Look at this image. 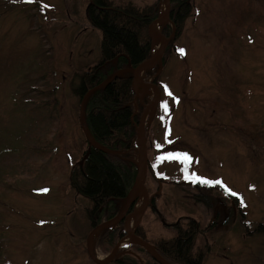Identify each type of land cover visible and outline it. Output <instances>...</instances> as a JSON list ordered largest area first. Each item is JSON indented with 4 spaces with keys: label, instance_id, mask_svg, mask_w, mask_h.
<instances>
[{
    "label": "rangeland",
    "instance_id": "obj_1",
    "mask_svg": "<svg viewBox=\"0 0 264 264\" xmlns=\"http://www.w3.org/2000/svg\"><path fill=\"white\" fill-rule=\"evenodd\" d=\"M129 1L155 0H114ZM89 3L0 0V264H98L88 253L89 202L70 184L88 147L74 89L78 73L101 57ZM193 4L185 31L171 27L169 43L177 40L159 77L169 93L155 81L161 71L141 75L157 85L160 103L144 118L155 177L144 176L152 199L140 224L157 240L195 221L197 244L208 247L204 264H264V0ZM138 93L142 116L158 91L146 85ZM204 178L240 200L217 184L202 191L194 181ZM143 201L140 193L134 208ZM93 241L107 264L133 252L151 260L128 233L113 245L100 230Z\"/></svg>",
    "mask_w": 264,
    "mask_h": 264
},
{
    "label": "trees",
    "instance_id": "obj_2",
    "mask_svg": "<svg viewBox=\"0 0 264 264\" xmlns=\"http://www.w3.org/2000/svg\"><path fill=\"white\" fill-rule=\"evenodd\" d=\"M162 1L155 0L140 6L130 1L115 4L114 0H92L87 10L90 23L102 32L101 57L89 70L78 73L80 83L74 92L81 103V125L86 126L96 142L109 149L106 151L93 146L83 165L73 166L71 170L72 188L89 202V234L103 222L104 217L109 220L119 213V201H126L137 173V164L132 158L138 147L137 125L141 113L136 112L135 108L138 98L134 90L133 72H123L109 84L105 82L120 69L130 65L135 67L151 56L152 38L149 26L159 17ZM193 2L194 0H171V22L163 24L164 34L170 36L172 24L177 29V34L181 35L185 31L186 22L194 13ZM173 40L176 41L177 38ZM172 41L164 53L163 67L167 63L166 52L171 49ZM175 51L181 55L186 54L185 50L180 52L178 48ZM158 71L159 65L150 66L146 69V74L152 75ZM161 74L162 70L155 77L158 85ZM99 85L100 87L95 88ZM160 88L166 93L170 91L169 86L163 82ZM88 142L87 139V144ZM147 171L154 176L153 166L149 165ZM194 183L202 191L211 189L204 181L195 180ZM218 188L225 198H237L230 194L232 191L227 187L219 185ZM124 223L122 220L102 228V239L116 244L127 233ZM136 233L152 243L173 264H204L208 247L203 241L197 244L198 226L195 221H190L186 228L178 227L173 236L157 240L147 237L143 224L137 227ZM136 247L151 257L148 264H161L144 247L137 244ZM2 249L3 245L0 246V251ZM117 260L120 264H143V259L137 256L119 257Z\"/></svg>",
    "mask_w": 264,
    "mask_h": 264
},
{
    "label": "water",
    "instance_id": "obj_3",
    "mask_svg": "<svg viewBox=\"0 0 264 264\" xmlns=\"http://www.w3.org/2000/svg\"><path fill=\"white\" fill-rule=\"evenodd\" d=\"M167 22H171V0H164V12L161 13L159 15V17H157L149 26V34H150V37L152 38V40L155 42L158 41L159 38L161 40V46L158 49V51L155 54H152L148 59H146L145 61H143L142 63H140L139 65H137L135 67L130 65L129 67L120 69L119 71L114 73L105 82L106 84H109L114 79L119 77L123 72L132 71L133 72V78H134V90L136 93V97L139 96L138 92H139L140 88L145 87L146 85L153 86L158 91V97L155 101L146 104L145 109L143 110L140 122L137 125V132H138L137 140L140 143L141 149H140L139 160L137 161L136 177H135L134 183H133V185L129 191V194H128V197L126 199L124 207L121 209L119 214L116 215L114 218H112L108 221H105V222L101 223L100 225H98L97 227H95L88 236V253H89L91 259L98 264H107L111 259L110 260H107V259L103 260V259H99L96 256L94 246H93V238H94L95 234H97L104 227L119 223L124 218H125L126 231L137 244L144 247V249L155 260H157L161 264H173L172 262H170L166 258H164L152 243H150L146 239L137 235L135 232V229L133 230L129 226L130 216L138 215L139 219L136 220V226H135V228H137L145 210L148 208V206L151 202V199H152V196L149 193L148 187L146 186L145 179H144V176H145V173L147 172V167L149 164L148 145H147V130H146V121L144 120V118H145V115L147 114L150 107L153 108V110H154L153 114H154L155 109H156L158 102L160 100L159 99L160 98V92H159L158 87L155 83H148V82H145L144 80H142L141 74H142V71H145L148 67L155 66L157 64L159 65V71L163 69V64H164L163 56H164L165 50H166L167 45H168L169 41L171 40L172 36L171 35L170 36L165 35L163 32L159 31L156 28V26L160 23H167ZM98 87H100V85L95 87V88H98ZM95 88H93V89H95ZM82 107H83V102H82ZM82 129H83V131H84L89 142H88V148L86 150V153L84 154L83 158L79 162L81 165L84 163L85 159L90 154L93 146L97 147L99 149H102V150L109 151V149H107L103 145L99 144L98 142H96L91 137V135L89 134V132H88V130L84 124H82ZM140 193L144 194L143 204L141 205L140 208H135V209H133L132 212L128 213V211L135 204L136 199H137V195ZM126 214H127V216H126Z\"/></svg>",
    "mask_w": 264,
    "mask_h": 264
},
{
    "label": "bare ground",
    "instance_id": "obj_4",
    "mask_svg": "<svg viewBox=\"0 0 264 264\" xmlns=\"http://www.w3.org/2000/svg\"><path fill=\"white\" fill-rule=\"evenodd\" d=\"M156 28H157L158 30H161V29H162V25L159 24V25L156 26ZM157 43H159V41H158ZM155 45H156V44H155ZM154 47H155V50H157L159 46L156 45V46H154ZM134 224H135V218H134V219H130V227H131L132 229H134ZM128 239H129V240H128ZM128 239H126V240L131 241V238H130V237H128Z\"/></svg>",
    "mask_w": 264,
    "mask_h": 264
},
{
    "label": "snow or ice",
    "instance_id": "obj_5",
    "mask_svg": "<svg viewBox=\"0 0 264 264\" xmlns=\"http://www.w3.org/2000/svg\"><path fill=\"white\" fill-rule=\"evenodd\" d=\"M182 51V50H181ZM164 109H165V111H167V105H164ZM185 159H189L188 157H185ZM219 183V182H218ZM231 195H233V196H235L236 195V193H234V192H232V193H230Z\"/></svg>",
    "mask_w": 264,
    "mask_h": 264
},
{
    "label": "flooded vegetation",
    "instance_id": "obj_6",
    "mask_svg": "<svg viewBox=\"0 0 264 264\" xmlns=\"http://www.w3.org/2000/svg\"><path fill=\"white\" fill-rule=\"evenodd\" d=\"M91 3H92V0H91ZM129 212H132V210H129L128 213H129ZM126 216H127V214H126ZM123 220L125 221V218H124Z\"/></svg>",
    "mask_w": 264,
    "mask_h": 264
}]
</instances>
